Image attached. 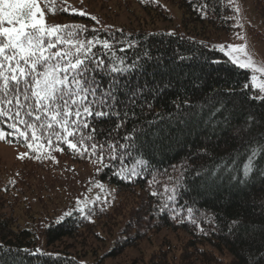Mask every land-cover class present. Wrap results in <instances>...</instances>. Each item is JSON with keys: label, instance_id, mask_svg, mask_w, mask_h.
Wrapping results in <instances>:
<instances>
[{"label": "trees", "instance_id": "obj_1", "mask_svg": "<svg viewBox=\"0 0 264 264\" xmlns=\"http://www.w3.org/2000/svg\"><path fill=\"white\" fill-rule=\"evenodd\" d=\"M42 2L47 12L57 17L58 21L50 26H60L61 34L70 33L72 44L78 43V38L87 43L92 36L109 39L110 50L102 49L99 41L91 48L92 53L105 59V67L128 68L133 61L140 66L124 75L113 74L126 85L117 94V110L121 115L128 111L127 121L117 127L120 117L110 115L99 122L90 118V126L96 124L99 129L95 133L97 140L109 148L116 142L124 144L125 134L133 137L130 149L116 147L113 151L118 159H106L104 164H116L124 174L135 170L138 178L117 179L108 167L101 168L95 158L89 157L90 145L95 141L87 135L77 151L61 144L63 151L52 146L50 153L95 165L96 178L114 186L120 194L142 192L138 200L135 197L137 201L130 213L122 216L108 256H118L123 248L134 246L148 232L169 228L186 232L189 237L177 254L172 249L160 251L152 254L146 264H252V257L259 259L257 253H264V99L258 98L260 93L251 85L250 70L240 69L211 46L220 34L235 29L232 0H145L143 9L155 17L174 19L166 12L165 2L182 11L181 24L173 29L107 24L99 15L74 8L68 0ZM253 2L264 20V0ZM79 12L85 15L80 16ZM129 39L135 46L127 49ZM63 47L68 50L70 44ZM121 48L127 50L120 51ZM101 79L108 82L106 76ZM161 83H170L171 87L153 99V88ZM145 84L148 88L143 95L133 97L135 103L128 99L138 86ZM6 123L5 132L9 131ZM19 127L23 130V125ZM134 127H143L146 132H132ZM83 131L88 133V129ZM28 133L30 136L31 130ZM68 139L77 142L75 138ZM3 140L27 145L18 135ZM109 148L105 149L106 156ZM48 151L47 145L41 149L42 153ZM251 153L256 156L250 160ZM32 156L43 158L29 150L28 157ZM250 163L254 169L249 168ZM245 170L251 172L244 176L247 183H237ZM173 192L178 194V205L168 201ZM165 202L177 212L184 210L182 222L179 218L173 220L170 210L167 215L158 211L160 203ZM104 204L99 202L84 212L75 210L70 216L23 225L12 212L0 214V245L5 252L11 249L7 264H101L83 260L80 252L70 251L65 244L67 240L78 241L83 231L117 215ZM187 207L193 209L195 224L187 217ZM145 216L150 219L149 224H143ZM57 220L62 223L55 225ZM42 245L45 249L40 248Z\"/></svg>", "mask_w": 264, "mask_h": 264}, {"label": "snow or ice", "instance_id": "obj_2", "mask_svg": "<svg viewBox=\"0 0 264 264\" xmlns=\"http://www.w3.org/2000/svg\"><path fill=\"white\" fill-rule=\"evenodd\" d=\"M235 10L239 11L238 8ZM78 14L85 15L84 12ZM91 19L95 20V17ZM70 36V33L61 34L60 26H48L45 13L40 9L37 0H0V138H15L18 135L24 138L27 147L33 153L50 157L52 146L63 151L61 144H64L68 149L77 151L78 144H84L87 135L90 140L95 141L90 145L89 157L95 158V162L100 163L101 168L108 167L117 179L131 181L133 178H138L139 174L135 170H129L124 174L123 168L118 170L116 164H104L106 159H118L113 151L116 147L130 149L132 143L129 142H134L133 137L125 134L124 144L116 142L109 148V145L97 140L95 133L99 129L96 124L90 126V118H95L99 122L110 115L120 117L117 127L127 121L128 111L125 110L121 115L117 110V94L123 92L126 85L113 74L124 75L129 69L139 70L140 66L133 61L128 68L105 67V59L92 53L91 48L99 41L102 49L110 50L108 38L92 36L87 43L78 38V43L72 44ZM114 42L123 43V41ZM66 44H70L68 50L63 47ZM134 46V42L129 39L127 49ZM127 49L121 48L120 51ZM219 50L225 51L223 47ZM232 51L235 52L237 49L233 48ZM229 57L231 63L240 69L248 68L246 63H239L231 53ZM256 71L264 72V69ZM103 76L107 77V83L101 79ZM250 79L253 86L264 94V83L255 84L257 79L255 75H251ZM170 87V83L155 86L153 99L161 95L162 90ZM245 87H248L247 81ZM147 88V84L138 86L128 99L135 103L133 97L142 96ZM258 98L264 99V95ZM147 106L151 107V104L148 103ZM132 115L135 117V113ZM4 121H7L6 127L9 129L7 132L4 131ZM19 125H23V130ZM150 126L151 122H149ZM84 129H88V133H85ZM28 130H31L30 136ZM132 132L143 134L146 129L134 127ZM45 135H47L46 142ZM68 138H75L77 142ZM46 145L49 151L42 153L41 149ZM106 148H109L107 156L104 154ZM80 154L83 155V152ZM255 156V153H251L249 159H254ZM254 167L253 164H249L250 169ZM249 175L251 172L245 170L244 174L237 178V183L244 180V176ZM229 179L232 177L229 176ZM244 182L247 183L246 180ZM165 191H167L166 187ZM152 195L157 194L152 193ZM168 201L178 205L180 203L178 194L175 192L169 194ZM169 202L160 203L158 211L162 215H167L170 210L171 218L173 220L179 218L182 222L184 210L177 212L175 207L170 208ZM80 211L83 212L84 209ZM192 213L193 209L187 207V217L195 224L196 220ZM70 215L71 212L65 213V216ZM54 223L60 225L62 221L57 220ZM232 226L236 227V222H233ZM10 255L11 249L5 252L4 246L0 245V262L7 264L6 256ZM257 256L259 259L252 257V264H260V260H264V253H257Z\"/></svg>", "mask_w": 264, "mask_h": 264}, {"label": "rangeland", "instance_id": "obj_3", "mask_svg": "<svg viewBox=\"0 0 264 264\" xmlns=\"http://www.w3.org/2000/svg\"><path fill=\"white\" fill-rule=\"evenodd\" d=\"M144 1L68 0L74 8L99 15L107 24H139L171 29L181 24L182 11L176 6L164 3L166 12L174 17L169 20L147 14L143 9ZM37 3L51 27L58 21L57 17L47 12L42 0H37ZM232 3L234 9H239L235 10V29L220 34L211 42V46L217 50L223 47L225 51L222 53L228 59L231 53L239 63H246L251 75L257 77L255 84L264 83V72L256 71L264 69V20L258 14L253 0H232ZM233 48L237 51L233 52ZM253 88L257 90L255 86ZM3 139L0 138V214L12 212L23 225L25 222L38 223L62 218L65 213L80 209L85 211L99 202L117 213L113 218L83 231L84 235L78 241L67 240L66 247L77 254L80 252L83 260L101 264H146L152 254L160 251L172 249L177 254L182 242L189 237L181 230L159 228L148 232L134 246L123 248L118 256L109 257L108 250L116 239L122 216L130 213L142 192L120 194L114 186L96 178V166L93 164H80L64 155L38 159L37 156L28 157L30 149L27 145H14ZM140 214L142 216L143 212ZM149 220L147 216L143 217V224H149ZM40 248L45 249L43 245ZM217 255L229 260L226 255Z\"/></svg>", "mask_w": 264, "mask_h": 264}]
</instances>
